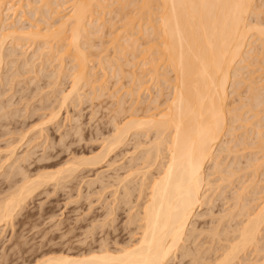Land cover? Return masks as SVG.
I'll return each instance as SVG.
<instances>
[{
  "label": "bare ground",
  "instance_id": "1",
  "mask_svg": "<svg viewBox=\"0 0 264 264\" xmlns=\"http://www.w3.org/2000/svg\"><path fill=\"white\" fill-rule=\"evenodd\" d=\"M23 1L24 0H14L13 2L12 0H0V71L1 65L6 58L8 59V57L12 55H14V58L16 57L14 48L18 47L22 50L25 48L23 46H28V44L29 46H31V44L35 45L37 42L38 46L36 50L34 49V52L29 59L30 61L27 59L25 60V55L22 54V58L25 60L22 61L23 64H30L32 73L36 70L35 67L37 65L34 61L37 59L38 63L41 65L46 60L45 57H48L47 59H51V61H58L57 66L54 65L55 69L53 71H56V76L58 75V77H62L66 64L63 63V61H65L63 56L66 58L68 57L72 63L71 68H69V71H71V73H69V89H64L65 91H61L58 97L55 96V99L60 102H58L59 107L68 104V102H75V99L82 97L81 95L83 94L80 93L84 92H81L80 89L85 87H82V85H87L93 76L96 75L91 71L94 70L95 72L97 68L96 70L93 69V67L89 68V62L91 61L89 58L91 55L87 56V53L83 52L81 43L83 41L86 42L90 37H93L96 34L102 36L103 33H99H101V31H103L101 29H104L105 27H101V24L106 26L107 22L112 21L116 16L120 17L119 20L121 22H119L120 24L122 23L121 26L118 25L117 27L116 25H113L115 26L114 30H111V27L108 26L110 27V31H108L111 32V34L107 33V35L111 36V39L108 41L111 45L108 46H112L114 50V57H112L113 60L111 61H115L114 63L112 62L113 65L110 64L111 66L108 68L109 72L111 70L112 72L113 70L115 72L116 70L123 71L122 68L127 65L123 66V64L129 63V60L126 59V62L120 64L119 59L116 56L123 58L126 54L128 57V51L136 50V53L138 52L140 56H142V59L140 58L141 63L131 62L133 66H137L136 69L140 70L139 73L133 71L131 76L129 73L127 74L130 76V88L128 89L127 94L130 96L129 98L132 99L131 101H133L130 104L133 105V103H135V106L133 105L134 107L131 106V109H134L133 111L130 109V104L128 105V108L130 109L129 111L133 112H131L132 114H129V117L131 116V118H126L128 114L126 115L124 112L125 110L123 109L124 107H122L125 106V104L121 105L122 100L119 102L118 100L121 99V97L118 96V100L115 99L116 104L118 101L122 108L115 104V106L119 107V109L116 107V114L117 111H119L117 114L119 117L121 112V115L125 113L124 118H126V120L124 119L125 121L122 120V122L120 119L121 124H119V120L117 121L118 124H113L114 127L111 131L112 133L110 132L111 136L103 140L104 145L101 146V149L95 155L90 157L73 156L71 159L63 162L61 167H58L53 171L41 172L40 174L37 172L36 175L33 174L30 176L26 173V175L24 174V172H26L24 171L25 169L19 165L20 163L17 161L21 158L18 156L20 154H16L17 144H7L4 152L7 154V159L11 160L13 158L12 162H18L19 164L17 165L19 166L16 165L17 168L15 167L17 171L16 169L14 170L13 167L12 169L10 164L6 163L7 166L9 165V168L6 167L15 171V174L17 175H20L21 173L24 174V177L23 180L21 178V182L18 180L20 184H17V186L15 185V189L12 186L13 190H11V193L9 192V196L7 195V198L5 197L0 202V225L9 224L14 218V214L25 202L26 198L33 193V190L35 191L36 188L43 185V183L53 181V184H58L59 182H63L65 178L70 176L71 173L75 172V170L81 166H93L104 161L106 162L109 153L113 151L114 148L123 145L126 142L127 137H130L132 133L131 136L133 137L136 132H138V135L142 132L143 134L141 133V135L144 137L147 136L149 132L153 133L152 135L149 133L151 137L153 136V139L150 137L152 140H148L147 142L150 141L148 144L140 140L143 142L142 145L137 142L138 145L136 143L133 147L136 152H134L135 150L131 152V156L134 159L136 156L134 153H137V149H141L140 153H142V155L140 154V158L138 157L142 162L141 166L139 162H137L138 158L136 157V160L134 159L136 161L134 166L136 165L137 169L132 166L134 171L129 169L132 171L130 172L128 170L129 173L127 172L126 175H120L119 177L116 176L117 178H115L117 179L115 182L117 181V183L121 185H118V187L120 186V188L123 189L122 196L120 188V194L117 193L120 195V198H125L123 199L125 202H121L122 199H120V201H117L118 203H126L129 201H126V198L128 199L131 197L129 195L133 196L134 192L138 193L136 194L138 197L135 195L137 198L134 199V196L132 197L133 200H139V202L137 200V203L135 202L137 207L133 205L134 201H132V208L126 204L130 208V211H132L131 209H133V207L136 208V211L129 215V218L131 216L129 219L130 221L128 220L129 227H131V223L135 226V230L134 227L128 229L129 235L130 231L133 233H131V241L125 243L123 240L124 244L121 246L120 244L122 241L120 244L115 241L119 244L117 249L116 247L115 249H109L111 244L107 243L109 247L106 246V240H104V243H102L105 246H103V244L100 246V243L96 249L91 247L92 249L90 250L89 246L86 252L83 251L84 253L79 252L73 254L74 251H69V248L67 249L68 251H43L44 253L36 258L32 264H169L172 256L175 255L174 252L180 248L182 250L180 257H182V259L188 257L190 260L196 251L195 249H197V254H194L192 259L199 256L201 249L199 248L198 250V248H191L193 251H190L187 243H192L194 247V240H197L198 237L200 238L198 234L199 232L201 236L204 232H206L205 235H211L209 241L211 243V248L213 246V240L211 242V239H214L215 242L213 243L218 242L219 244H221L220 242L223 238L224 240L222 243L226 241V244H223L222 246L220 245V247L216 246L217 248H212L213 251L208 247V244V246L206 245L208 249L210 248V251L208 249L206 250H208L210 254L213 253L212 255L215 256L210 258L211 256H209V252L204 250L208 253V256L205 257H209L210 260H203L204 251H202L201 257L203 262L207 260L205 264L208 261L211 264H264V184L263 186H260L258 183L263 181V179H259V176L264 173V84H262L264 80L261 83L262 87H260V85L258 87L256 84L258 82L260 83L264 76H261V79L259 81L257 80L255 83V81L253 82L255 79L252 75L256 69L253 72H250V70L249 72L243 70V67L249 68V66H251L249 63L252 64L259 60L264 62V19L263 21L260 19L263 24L257 20L259 16H262L263 10L259 8H262L261 5L264 3V0H262V2L258 0L261 3L259 5H257L258 2L256 3L257 0H34L33 5L36 3L38 5L37 7H35L36 5L34 7L31 5L33 11H30L36 16L38 15V11L42 12L43 15L45 14L44 17L43 15L41 17L47 25L45 28L43 27V32H41L43 28H40L38 23L39 19H36L38 21L34 20V23L37 24L27 20L29 22L28 26H17V24H21L22 20L24 21V19H22L24 16L23 13L25 12ZM28 1H26L27 4L25 8L28 7V9H30V2L32 0L30 2ZM21 7L23 9H21ZM129 8H131V10L126 12L125 10ZM26 11L28 12V10ZM9 12H11V15L13 14L15 16L14 18H17V20H14L12 15L9 22L7 20L10 16ZM18 12L21 13V15H19ZM107 12L108 15L112 16L111 14H113V17H115H110L109 20L104 22L106 19L103 18V14H106ZM36 16L34 19L37 18ZM254 17L256 20L252 19ZM51 19L52 22L48 21ZM42 26L43 25H41V27ZM8 40L10 41V45L13 47L15 46L14 48L12 46L11 49L5 48L6 46H9L7 44ZM252 42H258L257 46L259 45V48ZM102 44L104 43L102 42ZM252 44H254V46ZM87 45L92 48L90 44ZM139 46L143 48L141 49ZM246 46H250L249 50H245ZM252 46L256 47V49L251 48ZM23 51L25 52L24 49ZM61 52H65V54ZM93 53L96 54V52H92L91 54ZM53 54L57 56L54 58ZM61 54L62 56H60ZM102 54L103 53H101V55ZM93 55L92 57H94ZM19 57L21 56L19 55ZM99 57H96L98 59V66L100 65L99 67L101 68L99 71L101 70L103 72L107 69L103 64L109 63L110 60H108V57V61H105L103 56L102 60L99 61L101 59H99ZM135 57L136 56L133 55V58ZM252 58H256L257 60L255 59L254 62H252ZM251 59L252 61L248 62V60ZM11 61L9 60L7 62L11 64ZM14 63L15 62H12V64ZM257 64L259 65L261 63L258 62ZM240 68H242L244 72H248V75L251 74L248 77L250 78L249 81L246 82V80H242L241 76L244 74H239L242 71ZM239 69L241 70L240 72H238ZM16 70H18V68ZM107 71H105V73H107ZM261 72V74H263L262 70ZM105 73L104 75H106ZM170 73L173 74L172 81H174V83L171 84L169 82L171 91L168 90L170 93L168 92L169 94L165 97L163 95L164 89L162 85L163 81L166 82L171 79L167 77ZM102 75L103 74H101V76ZM104 75L102 77H105ZM88 76L92 78H87ZM97 76H94L91 83H94V81H97L96 83H98L99 80L101 81L102 77L100 76L99 79ZM160 76L161 79L163 77L162 80L159 79ZM244 76L243 78H247V76ZM149 80L155 83L161 82L162 84L157 86L158 83H156L157 88L155 89L156 92L154 90L155 95L152 97V95H150L152 92L150 91L148 95L151 96V98L148 96L147 98H144L145 100L143 99V102L145 101L144 103H148L147 108L152 106L157 109L159 98L161 97L162 99L164 97V104H162L164 106L166 104V107L163 112L162 110L160 113L158 111L155 112L159 113L156 118L152 117L156 115L155 113L151 116L149 115L151 113H145L146 115L143 117L139 116V118H137L135 116L137 110L135 107H137L138 103L139 105L142 104V101L139 102V100H137L138 98H141L138 95L140 93L137 94V91L139 89L142 91L146 89V91H148L147 89L149 86H146V83ZM245 82L247 83V90L245 88L247 95L243 98L244 100L241 96H239L240 98L236 96V99H239V101H234V106L232 100H228L229 96L231 97L232 95L229 94L231 92H238L242 87L244 88L241 84L244 83V85H246ZM55 84L56 81L54 85ZM99 84L102 86L101 82ZM151 84L149 83V85ZM166 84H168V82ZM239 86L242 87L239 88ZM229 87L232 91H228ZM89 88L95 89V86ZM100 88L104 90L103 86ZM117 91H119V89ZM101 92L103 91L101 90ZM238 94H240V92ZM84 97L87 98L85 95ZM147 99L150 100L148 101ZM57 100L55 101L57 102ZM157 101L158 103H156ZM228 101H231V103ZM237 101L238 103H235ZM151 103H154L155 105L157 104V106L154 104L153 106ZM159 104L161 105V102ZM229 104H232L233 107L231 106V108H228V106H230ZM55 105V107H57V104ZM55 107H53V109ZM245 107L247 109L244 111L243 109ZM58 109L59 108H57V111H59ZM150 109L152 110V108ZM150 109H147V111H151ZM126 112H128V110H126ZM51 114V120L52 118L54 120L55 117L57 118L58 116L56 113V116L52 112ZM136 114H138V112ZM115 118L116 120L118 119L117 117ZM112 122L115 121L112 119ZM237 122H240V124L235 126V123ZM238 129H243L240 131L243 132L239 135L241 139L239 137L237 140L239 133L236 134L235 131ZM45 131L46 129L44 132ZM249 134L252 135V137H250L251 139L248 138ZM227 135L229 138L234 136L236 139L233 138L234 141L231 138L230 140H227ZM247 138L253 142L249 141V143ZM237 145H242V147H240L242 149L236 148L239 147ZM140 147L144 148L143 151ZM247 149L250 150V154L248 155H254V158L248 157V164H245L244 166L241 163L243 167H238L237 165V168L235 164L239 159L237 155H239L240 150H242L240 155L243 156V151H247ZM30 154V151H27L26 153L24 152V155L21 154V160L27 161L31 157ZM231 155L238 159H231L233 162L234 160L236 161L234 164L231 162V168L228 164L223 165L222 167L227 166V169L229 166V170H226L225 167H221V164H224L222 163V160H226L225 158ZM40 158L43 159L42 156ZM40 158H38V160ZM132 158L130 159L133 162L130 164L134 163ZM7 159L5 162H7ZM2 163L1 166L3 165ZM210 163H213V165L211 166ZM239 163L237 162V164ZM110 165L111 164L109 163L108 166ZM138 166L140 169H138ZM129 167L131 168V165H129ZM103 172H98L99 174H97V176L104 178L105 175ZM6 173L8 174V172ZM12 173L14 174V172ZM135 173L137 176H139V174L142 175L143 178L140 176L142 180L140 179L137 183L140 184L134 187L129 184L134 183ZM240 173H243V177H246L244 175L250 173L247 176L249 179L244 180V178H242L241 182L239 181L241 186H239L240 184H238L239 187H236L235 185V191L233 189L235 194L233 193L234 195L231 194L233 196H230V198L232 197L231 199L233 203H231L232 201H228L231 204L230 207L229 204H227L228 208L226 207V209H222V212L225 213L222 214V212H220V216L218 217L219 223L217 222L218 225L216 224L214 228H210L211 230L205 228V231H203V227L200 228L203 232H197L196 219L201 216L206 217V215H211L212 217L213 214H215V209L213 210V208L216 205L214 204L216 203V199L213 196L216 192L222 195V192L227 187H230L233 180H236L235 175H241ZM214 174H218V176L211 179ZM131 176H133V181ZM238 177L240 179V176ZM12 178L13 177L10 179ZM104 179H101V181L107 182V180ZM106 185L107 184L105 183L104 186ZM136 188H138V190ZM115 193L113 194L114 196L117 194ZM211 193H214V195ZM249 194L255 196L250 197L249 199V196H247ZM227 197L225 198L227 199ZM218 198H220V196ZM224 200L222 199L221 201L223 202ZM129 204L131 203L129 202ZM204 206L207 207L206 210L200 212ZM113 208L111 207L109 209L110 211H108L107 216L109 214L111 215L112 212H115V210L111 212ZM236 219V222L234 221L232 224L229 223V220H231L230 222H233V220ZM226 220H228L227 222L229 224H226L228 226L223 224L221 229L220 226L222 225V222L224 221L226 223ZM201 226H203V224ZM126 228H128V226ZM221 234L224 235L222 240L220 239V236H222ZM107 235L106 237H103L107 238ZM215 237L218 239H216L217 241L215 240ZM184 243L187 246H183ZM190 243L189 247H192ZM71 248L70 250L75 249ZM198 258H200V256L197 257V259ZM192 259L190 260L191 263H193ZM197 259L195 258L196 262ZM198 261H201V259ZM196 262H194V264L198 263ZM203 262H200V264ZM187 264H189V262Z\"/></svg>",
  "mask_w": 264,
  "mask_h": 264
},
{
  "label": "rangeland",
  "instance_id": "2",
  "mask_svg": "<svg viewBox=\"0 0 264 264\" xmlns=\"http://www.w3.org/2000/svg\"><path fill=\"white\" fill-rule=\"evenodd\" d=\"M12 1L14 2V0H12ZM26 1H28V0H26ZM26 1L25 0L23 1L25 12L23 13L24 16L22 15L23 18L21 17L22 19H24V21L21 19L22 20L21 24H17V26H19V25L20 26L21 25L22 26H28L29 20H30V22L34 23V20L39 19V21L38 20H36V21H38L40 28H43V27L45 28L47 25L44 23L43 19H41L43 13L38 11L37 16L33 15V13H31L33 11L32 7H34L35 5H36L35 7H37L38 4L36 3L35 5H33L34 0H32V1L29 0L28 2L31 1L30 7H31V5H33V6L30 9H28V7L25 8L26 4H27ZM259 1L262 2V0H259ZM259 1L258 0L256 1V3L258 2L257 5L261 4ZM261 7L262 8H259V9H262L263 13H262V16H259V18L257 19L258 21H260V19L263 21V19H264L263 18L264 17V15H263L264 14V3L261 5ZM21 9H23V8L21 7ZM26 10H28V12ZM30 10H32V11H30ZM129 10H131V8L126 9L125 11L128 12ZM67 11H68V9H67ZM64 12L67 13L66 11H64ZM9 13H10V16H9V18H7L8 21L11 20L10 18L13 15V14L11 15V12H9ZM19 15H21V13H19ZM44 15H43V17H44ZM111 15L112 16L108 15V12L106 14H103L104 17L103 16L102 17L104 19H106L104 22L109 20L110 17H113V14H111ZM35 16L37 18L34 19ZM12 17L14 20H17V18H14L15 17L14 15ZM119 19H120V17L116 16V18L112 19V21H108L106 26L104 24H101L102 25L101 27H105L106 30H105V28L101 29L103 31H101V33H99V34L103 33L104 36H103V34H102V36H99L97 34L94 36L92 35L93 37H90L91 40L88 38L89 39V40H87L88 42L83 41L81 43L83 52L87 53V56L91 55L89 59H91L92 62L91 61L89 62L90 66H91V67L89 66V68L93 67V69H95V70L97 68V70L95 72H94V70L91 71L94 74H96V75H94V74L93 75L97 76L98 74H100L97 76V78L99 77V79H100L101 74L104 75L105 71L108 70L107 73H105L106 75H104L105 77H102L103 76L102 75L101 81L99 80L98 83H96L97 81H94V83H91L92 79H94V76H93V78L88 76L87 78H90V79L92 78V79L87 84L89 86L82 85V87L85 86V87L80 89L81 92H84V93H80V94H83V95H81L82 97H80L79 99H75V102L74 101L71 103L68 102V104H65L62 107L58 106L59 101L57 99H55L56 98L55 96L58 97L59 93L61 91H65V90L69 89V83H70L69 73H71V71H69L70 70L69 68H71V66H72L70 59L68 57L66 58L65 56H63L65 61H63V60L62 61L64 64L65 63L66 64H65L64 74L62 75V77H58V75L56 76V71H53L55 69V66H57V64H58L57 63L58 61H56V62L51 61V59H47L48 57H45L46 60L41 65L38 63V61L36 59L34 61V63L37 64V65L35 64L36 70L33 71V73H32L31 65L29 63H28L29 65H24L22 61H25L26 59L29 60L31 58V56L34 52V49L36 50V48L38 46V44H37L38 42L35 45L31 44V46H29V44H28V46L27 45L23 46V47H25V48H23L25 50V52L27 51L25 53L23 51V49L20 50L21 48H18V47L14 48L15 46L13 47L12 45H10V41L8 40L7 44L9 46L8 47L6 46L5 48L11 49L13 47L15 49V56L16 57L14 58V55L9 56L8 59L5 57L6 59L3 61L2 65H1V71H0V166H1L2 161L4 160L2 163L3 165L0 167V202L7 195L9 196V194L11 193V190H13V187L15 189L17 184H20L18 182V180L21 182V178L23 180L25 173L27 175L32 176L33 174L36 175L37 172L39 174L41 172H43V173L47 172V171L50 172V171L57 169L58 167H61L63 162L71 159V157H73V156L74 157H77V156H79V157L80 156L81 157H87V156L90 157V156L95 155L101 149V146L104 145L103 140L107 139L111 136V133H112L111 131L113 130V127H114L113 124L114 125L118 124L117 123L118 120H119V124H121L120 122L122 120L125 121L126 118L127 119L131 118V116L129 117V114H132L133 113L132 111L134 110L133 108L131 109V106H133L135 103H133V105L130 104L133 101H131L132 99H130L129 98L130 96H128V94H127V91L130 88L129 77L131 76V73L133 71H135L136 73H139L140 70L136 69L137 66H133L132 63H141V59H142L141 57L142 56H140V54L138 52L136 53V50L135 51H128V57L129 58L127 57L126 54H125V56H123V58L122 57L119 58L118 56H116L119 59L120 64L126 62V59L129 60V63L123 64V66L127 64L124 67L122 66L123 71H120V70L117 71L116 70V72H115L113 70V72H112V70H111L110 71L111 73L109 72L108 68H109V66H111L110 64H112V62L114 63L115 61H111V60H113L112 57H114V54H113L114 50H113L112 46H108V45H111V43L108 42L111 39L110 38L111 36L107 35V33L111 34V32H109V31H110V27H111V30H114L115 26H113V25H116V27L118 25L121 26L122 23L120 24L121 21ZM252 19L256 20L255 17ZM48 21L52 22V19L48 20ZM34 24H37V23H34ZM41 25H43V26L41 27ZM108 26H110V27H108ZM44 28L41 32L44 31ZM106 35L109 37H107ZM100 40H101V42H100ZM251 40H253V39H251ZM139 41H141V40H139ZM102 42L104 44H102ZM252 43H254L255 46H257V44H258V42H256V43L252 42ZM87 44H90L92 48H90V46ZM100 44H101V46H100ZM254 44H252V45L254 46ZM107 46H108V48H107ZM253 46L251 48L256 49V47H253ZM249 47L246 46L245 50H249ZM140 48L142 49L143 47H140ZM100 50H101V52H100ZM89 51H91V52H89ZM22 52H24V53H22ZM92 52H96V54L93 53L94 54L93 55V54H91ZM61 53L65 54V52H61ZM101 53H103V54L101 55ZM18 54L21 57H19ZM22 54L25 55V57H24L25 60H23L24 58H22L23 57ZM55 54H57V53H55ZM55 54H53L54 58L57 56ZM92 55L95 58L92 57ZM116 55H118V54H116ZM133 55L136 57L133 58ZM60 56H62V54ZM103 56L105 58V61L109 57L108 60H110L111 63L109 61V63H105L106 65L103 64V66H106L107 69H105L102 72L101 70L99 71V69H101V68L99 67L100 65L98 66V63H97L98 59L97 58L98 57H99V59L101 58L99 60V61H101ZM93 58H94V62H93ZM12 59H14V60H12ZM252 59L248 60V62H251ZM255 59H253L252 62H254ZM9 60L10 61L12 60L11 64L9 62H7ZM12 62H15V63L12 64ZM256 62L257 63L260 62L261 64L258 65ZM256 62H254L256 64L252 63L253 65L251 63H249L251 65V66H249V68L248 67L244 68L242 66L244 64L241 65L243 67L244 71L247 70L249 72V70H250V72H253L256 69V71L254 72L255 75L252 73L254 75V76L252 75V77L255 79V80H253V82L255 81V83L257 80L259 81L261 79V76L262 77L264 76V62H261L260 60L256 61ZM31 63H32V61H31ZM7 64H9V65H7ZM21 64H23V65H21ZM10 65H12V66H10ZM44 66L48 69H46ZM115 66H116V64H115ZM256 66H257V68H256ZM17 68H18V70H16ZM240 69L242 70V68H240ZM240 69L238 72L241 71ZM243 70L239 74L243 73L245 76H247V78H243L244 75L241 76L242 80L244 79L247 82V81H249L250 78H248V77L251 74L249 73L250 75H248L247 74L248 72H244ZM261 70L263 71V74H261L262 73ZM37 72H40V73H37ZM258 72H260V73H258ZM128 73L130 76L127 75ZM52 74H53V77H52ZM170 74H171V76H170ZM170 74H168L169 76H167V77L171 78V79H169L166 82L163 81V85H162V87L164 89L163 95L165 97L170 93L169 91H171L169 82L171 84L174 83V81H172L173 74L172 73H170ZM115 75L117 76V78ZM54 76H56V77H54ZM256 76H257V79H256ZM253 78H251V79H253ZM263 78L261 79L262 81L260 83L259 82L256 83L258 85V87H259V85H260V87H262V84H264ZM5 79H6V81H5ZM159 79H161V76L159 77ZM162 79H163V77H162ZM55 81H56V84L54 85ZM149 81L146 83V86L147 85L149 86L147 89L148 91H146V89L143 91L141 89H139L137 91V94L140 93L138 95H139V97H141L140 99L137 97L138 98L137 100H139V102L142 101L141 103L143 104V105L142 104L139 105V103H138V105H137V103H136L137 107H135V108L137 110L135 112V116L137 118H139V116L143 117L144 115H146L145 113H147V114L151 113V114H149L151 116L152 114L154 115V113L157 111L160 113V111L162 110V112H163L164 108L166 107V104H165V106L163 105L164 104L163 103L164 97L162 99L160 97L158 100L159 103L161 102V105H163L164 107L161 106L158 103V101L156 102V103H158V106H157V104L155 105L154 103H151L152 105L154 104L155 106H157V109H156V107L153 108L151 106L150 107V108H152V110H151L150 108H147L148 103H144L145 101L143 102V99L147 98L149 96L148 94L150 93V91L153 93L154 90L157 88L156 83H158L157 86H159V84H162L161 82L155 83L151 80H149ZM100 82H101V85L104 87V90L102 88H100V87H102L99 84ZM167 82H168V84H166ZM149 83L150 84L152 83V84L149 85ZM241 85L244 86V88L242 86H239V88L242 87L240 89L241 91L238 89L239 90L238 92H235V93L229 92L230 93L229 95H231V94L232 95H231V97L229 96L228 100H232V104L236 100L239 101V99H236L237 98L236 96H238V97L241 96L243 99L247 95V91H246L247 90V83H246V85H244V83ZM52 86H54V87H52ZM92 86H95V89L89 88ZM230 87H231V85H230ZM230 87L228 88V91L231 90ZM245 88H246V90H245ZM118 89H119V91H117ZM142 89H144V88H142ZM165 89H166V92H165ZM55 90H57L58 92ZM89 90L91 93L89 92ZM101 90L103 92H101ZM2 91H3V93H2ZM86 91H87V93H86ZM100 92H101V95H100ZM155 92H156V90H155ZM155 92L153 94L150 93V95H152V97H153V95H155ZM239 92H240V94H238ZM114 93H116V94H114ZM84 95L87 96L88 99L86 97H84ZM113 95H114V97H113ZM138 95H136V96H138ZM118 96L121 97V99L118 100L117 99V98H119ZM149 97L151 98V96H149ZM115 99L118 100L119 102L122 100L121 105L125 104V106H122V107H124L123 109L125 111L124 110L123 111L126 113V115L128 114L127 116L125 115L126 118H124L125 113H123L121 115V113H122L121 112L119 115V117L121 116L120 118L117 115L119 111H117V114H116V110H117L116 107L120 106L119 105L120 103H118V101H117V104H116ZM55 100H57V102ZM76 101H78V102H76ZM238 101L235 103H238ZM229 103H231V101ZM55 104H57V107H55L56 106ZM115 104L118 106H115ZM129 104H130V109L132 111H129L130 110L128 108ZM232 104H229L230 106H228V108H231V106L233 107L234 104L233 105ZM3 106L5 107V109ZM52 106L55 107L54 109L56 111L53 109ZM65 106H67V107H65ZM139 106H140V109H139ZM57 108H59L58 109L59 111H57ZM118 109H119V107H118ZM147 109H150L151 111H147ZM246 109L247 108L245 107L243 110L245 111ZM126 110H128V112H126ZM243 110H242V113H243ZM51 112L54 114L56 113L58 115L56 118L55 117L56 114H55V116L53 114V116L56 119V120L54 119L55 121L53 120V118H52V120L50 118V116L52 117ZM137 112L139 115L136 114ZM159 113H155L156 115H154L152 117L156 118L157 114H159ZM112 115H115V116H112ZM115 117H117L118 119L116 120ZM147 117H149V116H147ZM132 118H134V117H132ZM228 118H229V116H228ZM112 119L116 123L112 122ZM120 119H121V121H120ZM238 124H240V122L235 123V126H237ZM45 129H46V131L44 132ZM241 130H243V129H241ZM241 130L238 129L235 131L236 134L239 133L237 140L240 137L239 136L240 133L243 132V131L240 132ZM39 131H40V133H39ZM41 131H42V133H41ZM37 133H39V134H37ZM137 133L138 132H136V134ZM141 133L142 132L139 133L140 135L135 134L136 136L134 135V137L131 136L133 133L130 135V137L128 136L126 142L123 145H121L118 148H114V150L109 153V155L106 159L107 160L106 162L104 161V162H101L100 164L93 165V166H91V165L81 166L77 170H75V172L71 173L70 176L65 178V180H63V182H61L62 184L60 182H59L60 184L58 183L59 185L56 183L53 184V181H49V183L46 182V183H43V185H40V187L36 188L35 191L33 190V193H31V195H29L28 198H26L25 202L22 204L21 208L18 209L17 212L14 214V216H13L14 218L9 222V224L0 225V264H32L36 260V258H38L44 252L65 251L68 248H69V251H74L73 254L83 252V251L86 252L89 246H90L89 250L92 248L96 249L98 247V244L100 245V243H101L100 246H102V244L104 243L103 242L104 240L107 241V242L105 241L106 246L109 247V245H107V243L111 244L109 249H113V248L115 249V247L117 249V247L119 246L121 241L122 242H121L120 246L122 244H124V242L125 243H127V241L130 242L132 239V235H131L132 232L130 231V235H131L130 236L128 229L129 228L132 229V227H134V230H135V226H133L134 224L132 225V223H131V227H129L130 225H129L128 220L131 218V216L129 218V215H131L132 212L136 211L135 210L136 208L133 207L134 210L131 209L132 211H130V208H132V201H134V203H133L134 206L137 205L136 204L137 201L139 202V200L136 199L137 200L136 201V200H133V198H132L133 196H134V199L137 198L138 195H136V194H138V193H135L133 191L134 195L133 196L129 195V196H131L130 197L131 200H130V198H128V199L126 198V201H128V200L129 201L124 203L125 200H123V199H125V198L122 199V198H120V195H119L120 193H121V196L123 195V189L120 188L121 185L118 184L117 181L115 182V180H117L115 178L119 177L120 175L121 176L126 175L129 169L133 170V168L136 167V165L134 166V164H136L135 158L136 157L138 158L139 156H141L142 153H140L141 149L140 150L137 149L138 150L137 153L139 152L138 154L134 153V152H136V150L133 148L134 145H136L137 142L140 143V145H142L143 142L148 144L153 139V136L151 137V135L153 134L152 132L151 133L149 132L151 135L148 133V135L145 137L143 135H141ZM146 134H144V135H146ZM228 135L226 136V138L228 137L227 140H230V138L231 139L234 138V136H231L229 138ZM250 135L251 134H249L248 138L252 137V135L251 136ZM138 137H139V141H138ZM248 138H247L248 142L249 141L253 142L250 140L251 138L249 140H248ZM234 139H236V138H234ZM234 139H233V141H234ZM240 139H241V137H240ZM140 140H142L143 142ZM148 140H150V141L147 142ZM11 143L17 144L16 145L17 146L16 154L17 155L20 154V155H18L19 157L22 158L21 154L24 155V152L26 153L27 151L31 152V154H32V155L30 154L31 157L29 156L30 158L27 161H22L21 158L18 159L17 161L20 164L18 162L17 163L12 162L13 158L11 160L10 159L8 160L6 157L7 154L4 152H5V147L7 146V144H11ZM138 143H137V145H138ZM237 146H239V147H236V148L242 149V148H240V147H242V145H237ZM140 148H142V151H143L144 148L143 147H140ZM133 150H135L133 152L136 155L135 156L133 154L135 156L134 157L135 160L131 156V152ZM241 151L242 150H240L239 155H237L239 159L234 158V156H232V155L228 156L227 158H225L226 160H222V163H224V164H221V167L223 165L228 164V165H230V168H231L232 167L231 162H233L231 160L232 158H234L235 160L238 159L237 162L238 163L240 162L239 164H237V162L234 160V162L232 164H234L236 162L235 163L236 167H237V165H238V167H243L242 165L245 166V164L247 165L248 164L247 161L249 159L248 157L254 158V155H252V156L248 155V154H250L249 149H247V151L244 150L243 151L244 153L242 152L244 154L243 155L244 157L240 155ZM246 152H248V153H246ZM41 156L43 159L40 158ZM38 158H40V159L38 160ZM130 158H132V160H134L133 164H130L131 162H133V161H131ZM139 158L137 159V162H139V164L141 166L142 162H141V160H139ZM244 158H246V159H244ZM6 159H7V162H5ZM10 161L12 164L10 163ZM223 161H225V162H223ZM245 161H246V163H245ZM6 163L10 164V167L11 168L13 167L14 170L17 168L16 165L19 164L25 169L24 171H26V172H24V174L21 173L23 176L21 174L17 175V174H15V171L8 169L9 165L7 166ZM109 163L111 164L110 166H108ZM241 163H242V165H241ZM11 165H13V166H11ZM19 165H17V166H19ZM129 165H131V168L129 167ZM137 165H138V163H137ZM212 165H213V163L211 164V166ZM239 165H241V166H239ZM132 166H134V167L132 168ZM22 167H21V170H22ZM224 167L226 168V170H229V166H228V169H227V166H224ZM224 167H222V168H224ZM136 169H137V167H136ZM138 169H140L139 166H138ZM132 170H129V171L131 172ZM16 171H17V169H16ZM101 171L102 172L104 171L103 174L106 176V177L104 176L105 179L97 176V174H99L98 172H101ZM6 172H8V174ZM12 172H14V174L16 176ZM4 173H6V174H4ZM136 173H135V176L133 174V176L135 177L134 181H133V176H131L132 181L134 183L129 184V185H132L134 187L139 185L140 183L139 184H137V183L140 181L141 178H143V176L140 175L141 172H140L139 176H137L138 173H137V175H136ZM240 174L241 175H239V174H237V176L235 175L236 180H233V182H232V184L234 186L231 184L229 188L227 187L228 189L223 188L225 190L223 191L224 193L222 192V195L218 192H216L215 195H214V193H211L212 195H214L213 197L216 199V203H214V204H216L217 206L215 205L213 208V210L215 209L214 211H215L216 215L213 214L212 217H211V215L210 216L206 215V217L201 216L200 218H197L196 219L197 224L195 223L196 227H197L196 228L197 232H199V231L203 232V231H205L204 230L205 228L206 229H210V228L212 229L217 224V222L219 223L218 217L220 216V212H222V209H226L227 204H229V207H230L231 204L228 202V201H230V202L232 201V199H231L232 197L230 198V196H233L235 194L234 191H235L236 187L241 186V183H239V181L241 182L242 178H244V180L249 179V178H247V176L250 173L247 175H244L246 177H243V173H240ZM5 175H6V177H5ZM11 175H13V176H11ZM140 176H141V178H140ZM217 176H218V174H214L213 177H211V179L216 178ZM238 176H240V179ZM11 177H13V178L10 179ZM101 179L107 180V182L101 181ZM233 179H234V177H233ZM259 179H261V180L263 179V181H264V173L259 176ZM263 181L258 182L260 184V186L261 185L263 186V184H264ZM235 182H236V184H235ZM105 183L107 184L106 186H104ZM238 184H240V185L238 186ZM118 185H120V186L118 187ZM235 185H236V187H235ZM102 186H104V187H102ZM132 186H130V187H132ZM115 189H116V191H115ZM136 189L138 190V188H136ZM233 189H234V191H233ZM119 190H120V193H119ZM134 190H135V188H134ZM137 190H136V192H137ZM114 191L116 193L118 192L119 194L117 193L118 194L117 195ZM210 192H212V191H210ZM114 193L117 195V196L116 195L115 196L119 199H117L113 195ZM217 193L220 195H218ZM231 194H233V195H231ZM219 196H220V198H218ZM227 196H229V197H227ZM247 196H249V199H250V197H254L255 195L253 196V195L249 194ZM125 197H127V196H125ZM221 197L223 200L225 199L223 202L221 201L222 200ZM225 197H227L228 200ZM120 199H122L121 202L124 201L123 204H120L121 202L120 203L117 202L118 200L120 201ZM219 199H221V200H219ZM217 200H219V201H217ZM129 202L131 204H129ZM226 202H228V203H226ZM221 203H224V204H221ZM231 203H233V201ZM124 204L125 205L128 204L131 207L129 208L128 205L125 206ZM114 206H116V207H114ZM111 207L112 208L114 207L113 210H111V212L114 210H115V212H112L111 215L109 214L107 216V213H108V211H110L109 209ZM206 208L207 207L204 206L200 212H204V210H206ZM128 212H129V214H128ZM218 212H219V215H218ZM226 212H227V210H226ZM224 213L225 212H222V214H224ZM227 221L228 220H226V223L223 221L222 225L220 222V225H221L220 228L223 227V224L226 225L228 223ZM230 221L231 220H229V223L232 224V223H234V221L236 222L237 219L233 220V222H230ZM126 222H127V224H126ZM200 224L201 225L203 224V226H201ZM127 226H128V228H126ZM226 226H228V225H226ZM200 228H203V231ZM105 232H106V235L108 233L107 238H105L106 237ZM205 233L206 232H204V234H202V236H201L200 232L198 233L200 238L197 235L198 239L194 240L195 243L197 242L196 244L193 243L195 245L194 247H193L192 243L189 242L190 245H192V247L191 246L189 247V243H187L188 248H190V251H193V250H191V248L192 249L198 248V250L200 248L201 249L200 251L202 252V251L208 249V247H210L211 243L209 241H210L211 235L209 234L210 236H208L207 234L205 235ZM204 235H205V237H204ZM101 236L102 237L105 236V237L102 238ZM223 236L224 235L220 236L221 238L220 237L219 238L222 240ZM203 237H204V239H203ZM99 239L101 240V242ZM202 239H203V241H202ZM216 239L217 238L215 237V240ZM82 240H84V241H82ZM123 240H124V242H123ZM212 240H213V242H215L214 239H211V242H212ZM223 240H224V238H223ZM115 241L118 242L119 244L116 243ZM222 241L220 242L221 244H219L218 242H216L217 244L212 242V245H213L212 248H214L216 246L220 247V245L222 246L223 244H226V241L223 243H222ZM71 245L72 246L74 245V246L72 247ZM184 245H186V244L184 243L183 246ZM199 245H201L202 247ZM103 246H105V245L103 244ZM196 246H199V247H196ZM70 248L71 249L75 248V249L70 250ZM212 248H211V251H213ZM195 250L197 251V249H195ZM208 250H206V251L209 252L210 250L209 251ZM181 251L182 250L180 248L174 252L175 255L172 256L171 261H169V264L171 262H172L171 264H187L188 262L190 264L191 263L190 260L194 257V254H197V252L195 251L196 253L194 252V254H193L192 258H190V260L188 257H186V258L184 257V259H182V257H180V255L182 254ZM201 252L199 253L200 258L197 259V257H199V256L195 257L199 264H200V262H203L204 259H207V260L209 259V257L208 258L205 257V256H208V253L204 251L203 252L204 257L202 260V257H201L202 253ZM212 254L213 253L210 254V252H209V256H211L210 258L215 256ZM191 255H192V253H191ZM195 258L192 259L193 263H191V264H194V262H196ZM200 259H201V261H198ZM178 260H179V263H178ZM207 260H205V262ZM205 262H203L201 264H205ZM207 263L211 264L209 261Z\"/></svg>",
  "mask_w": 264,
  "mask_h": 264
}]
</instances>
